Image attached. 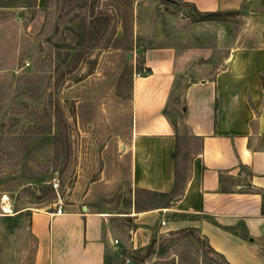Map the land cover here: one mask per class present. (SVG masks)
I'll list each match as a JSON object with an SVG mask.
<instances>
[{
  "label": "crops",
  "instance_id": "1",
  "mask_svg": "<svg viewBox=\"0 0 264 264\" xmlns=\"http://www.w3.org/2000/svg\"><path fill=\"white\" fill-rule=\"evenodd\" d=\"M171 1L235 17L236 37L221 40L214 72L210 37L182 38L191 48L146 40L129 127L99 137L96 178L78 180L60 215L30 213L31 264H126L186 229L227 264H264V0Z\"/></svg>",
  "mask_w": 264,
  "mask_h": 264
},
{
  "label": "rangeland",
  "instance_id": "2",
  "mask_svg": "<svg viewBox=\"0 0 264 264\" xmlns=\"http://www.w3.org/2000/svg\"><path fill=\"white\" fill-rule=\"evenodd\" d=\"M200 22L171 0H0V264H31L30 213L56 209L78 180L96 178L99 137L129 127L131 75L147 41L191 48L181 39L210 37L214 72L238 22ZM168 113L186 138L180 110ZM134 258L227 264L190 229L155 237Z\"/></svg>",
  "mask_w": 264,
  "mask_h": 264
},
{
  "label": "trees",
  "instance_id": "3",
  "mask_svg": "<svg viewBox=\"0 0 264 264\" xmlns=\"http://www.w3.org/2000/svg\"><path fill=\"white\" fill-rule=\"evenodd\" d=\"M224 15L220 13H205L200 15L201 21L215 20L223 17Z\"/></svg>",
  "mask_w": 264,
  "mask_h": 264
},
{
  "label": "built area",
  "instance_id": "4",
  "mask_svg": "<svg viewBox=\"0 0 264 264\" xmlns=\"http://www.w3.org/2000/svg\"><path fill=\"white\" fill-rule=\"evenodd\" d=\"M57 185H53V187L55 188ZM61 202H60V204L58 205V207L56 208V210H55V212L53 213V214H57V215H60L61 214V212H62V208H61ZM114 243H117V241H114Z\"/></svg>",
  "mask_w": 264,
  "mask_h": 264
},
{
  "label": "water",
  "instance_id": "5",
  "mask_svg": "<svg viewBox=\"0 0 264 264\" xmlns=\"http://www.w3.org/2000/svg\"><path fill=\"white\" fill-rule=\"evenodd\" d=\"M126 264H138V263H136V262H134V261H132V260H129V261H127Z\"/></svg>",
  "mask_w": 264,
  "mask_h": 264
}]
</instances>
